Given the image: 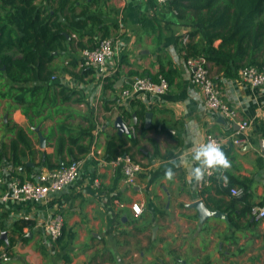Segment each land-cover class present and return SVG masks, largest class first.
Returning <instances> with one entry per match:
<instances>
[{
  "label": "crops",
  "instance_id": "obj_1",
  "mask_svg": "<svg viewBox=\"0 0 264 264\" xmlns=\"http://www.w3.org/2000/svg\"><path fill=\"white\" fill-rule=\"evenodd\" d=\"M36 3L59 9L61 0ZM168 4L160 7L155 0H69L58 11L67 43L65 51L55 53L51 81L78 91L76 102H67L63 113L33 125L12 101L0 99V196L10 189L13 180L32 181L39 171L52 169L49 165L60 162L62 158L55 156L53 142L48 140L59 122L93 127L91 150L78 161L81 170L72 185L44 204L0 199V212H8L9 231L18 220L34 224L24 231L29 234L27 243L15 237L9 251L0 247V264H129L131 259H137L131 264H264L263 260L250 263L253 251L243 246L254 241L263 246L264 254V219L256 221L247 211L250 206L264 207V88L252 89L242 83L240 75L228 78L217 64L207 62L224 100L237 110L240 119L251 122V128L248 144L223 149L230 167L219 169L199 189V183L190 175V165L181 164V158L190 160L193 146L209 135L229 137L238 127L209 111L202 93L192 85V70L186 63L192 56L183 50L187 44L183 39L188 36L189 42L192 27L179 21ZM96 19L101 24L92 31L79 35L69 28L74 20H87L91 26ZM104 27L106 38L115 42L107 76L103 79L96 71L84 76L80 66L63 71L73 60L79 63L84 49L94 48L105 38ZM200 42L199 36L192 39L193 45ZM220 43L218 40L214 46ZM160 75L168 80L169 92L133 98L124 104L129 105L131 118L123 119L119 111L123 105L119 102L121 92L136 77L156 80ZM118 117L135 133L120 135L115 127ZM36 128L47 140L45 149L40 147ZM111 140L126 141L127 155L142 164L143 171L135 184H127L121 167H114L107 159ZM46 155L51 156L49 161ZM168 169H172L171 178L166 175ZM96 179L99 187L94 184ZM240 181L251 182L248 203L231 194L232 189H242ZM198 201L211 211L222 212L224 218H209L201 228L198 210L193 207ZM134 203L143 207L141 216L133 213ZM58 212L64 217L65 229L55 243L40 228ZM140 239L146 242L142 248L135 245ZM155 239L166 243L162 246L166 255L159 263L150 255ZM190 248L198 249L196 258L190 257ZM169 252L178 253L180 258ZM257 254L258 250L254 256Z\"/></svg>",
  "mask_w": 264,
  "mask_h": 264
},
{
  "label": "trees",
  "instance_id": "obj_2",
  "mask_svg": "<svg viewBox=\"0 0 264 264\" xmlns=\"http://www.w3.org/2000/svg\"><path fill=\"white\" fill-rule=\"evenodd\" d=\"M36 1L0 0V99L12 101L33 125L44 123L53 114L63 113V105L76 102L74 96L78 92L51 81L55 74L51 67L55 53L65 51L64 43H67L58 11H62L69 0H61L59 9ZM168 5L169 9L176 11L179 21L192 27L189 42L183 48L189 54L187 56L214 62L228 78L238 77L244 68L264 65V0H169ZM98 24H101L98 19L93 20L91 26L87 20H74L69 28L80 35L82 31L94 30ZM103 31L104 37H108L106 27ZM198 36L201 42L193 45L192 39ZM218 40L221 43L215 47ZM200 44H203L201 48ZM70 67L77 68L79 63L73 60L63 71H69ZM80 69L84 76L95 71L87 67ZM71 74L81 78L75 72ZM119 111L123 119L131 118L129 105L120 106ZM261 131L264 136V121ZM48 140L53 142L55 156L62 158L49 167H62L61 162L67 166L90 152L93 127H73L61 121L57 131L49 133ZM85 141L88 144H84ZM23 142L29 145L27 140L23 139ZM126 146V141H109L107 159L112 161L119 155H127ZM30 153L33 155L31 149ZM45 157L47 161L51 158ZM238 185L243 189L239 196L241 201L248 203L251 182L240 181ZM251 209L252 206L247 211L251 212ZM7 217L8 212H0V247L9 251L16 242L15 237L22 243L29 241V234L24 231L34 224L29 220H18L9 231ZM4 232L6 237L2 236Z\"/></svg>",
  "mask_w": 264,
  "mask_h": 264
},
{
  "label": "built area",
  "instance_id": "obj_3",
  "mask_svg": "<svg viewBox=\"0 0 264 264\" xmlns=\"http://www.w3.org/2000/svg\"><path fill=\"white\" fill-rule=\"evenodd\" d=\"M155 2L162 7L167 5L169 0H155ZM183 42H188V36L184 37ZM114 56L115 42L110 38H104L94 48L82 51L79 66L93 68L104 79L107 76L108 64ZM186 63L192 70L191 83L202 93L206 108L211 112L221 114L238 127L236 133L229 137L209 135L203 142L212 140L222 150L228 145L241 147L248 144L250 142L248 131L251 128V122L247 119H240L237 110L224 100L221 87L209 74L207 60L203 57H191L186 60ZM239 75L242 83L250 88H264V65L244 68ZM169 89L170 85L164 75H160L156 80L146 76L136 77L130 87L121 92L119 102L124 105L133 98L143 95L162 96L167 94ZM131 132L135 133V130ZM111 164L114 167H121L129 185L135 184L137 176L143 171L142 164L129 155H119L111 161ZM80 170L81 163L75 161L67 166L39 171L32 181L23 182L20 179H15L12 181L10 189L5 191L0 199L3 202H23L36 205L47 203L51 196L72 185L78 179ZM218 170H206L203 179L198 182L199 189L207 185ZM94 184L99 187L100 181L96 179ZM231 194L241 196L243 190L232 189ZM131 209L136 216H141L143 213V207L138 203H134ZM250 214L256 221L263 220L264 207H252ZM40 229L49 241L56 243L64 233L63 215L60 212L54 214L41 225Z\"/></svg>",
  "mask_w": 264,
  "mask_h": 264
},
{
  "label": "clouds",
  "instance_id": "obj_4",
  "mask_svg": "<svg viewBox=\"0 0 264 264\" xmlns=\"http://www.w3.org/2000/svg\"><path fill=\"white\" fill-rule=\"evenodd\" d=\"M190 160L181 158L180 163L190 165V175L196 182H200L205 171L208 169H227L230 167V161L222 148L214 141L196 143L191 150ZM166 175L171 178L172 169L166 171ZM227 177H225V180Z\"/></svg>",
  "mask_w": 264,
  "mask_h": 264
},
{
  "label": "rangeland",
  "instance_id": "obj_5",
  "mask_svg": "<svg viewBox=\"0 0 264 264\" xmlns=\"http://www.w3.org/2000/svg\"><path fill=\"white\" fill-rule=\"evenodd\" d=\"M129 235V234H128ZM127 234L125 235V236H128ZM132 242H133V240H131L128 244H130V246H128L129 248H131V244H132ZM245 243H248V242H245ZM244 243V247L245 248H247L246 250H251V251H253L251 254H253V256L251 257V260H250V263L252 262V263H255L256 261L258 262V263H260V261H264V254L262 253V251H263V246L261 245V244H257L256 242H251V244L249 245V244H245ZM146 244V242H145V240H143V239H140V240H138L137 242H136V247L138 246V245H140L141 246V248H142V246L143 245H145ZM164 244H166V243H164V242H159L157 239H155V241H154V243L151 245V250H150V255L155 259L154 261L156 262V263H159L160 262V260L161 259H163L164 257H165V252H164V250L162 249V246L164 245ZM166 250V249H165ZM258 250V254H257V256H254V253H255V251H257ZM217 251V248H215L214 249V252H216ZM236 252H238V251H236ZM170 253V255H175V256H177L178 258H180V256L178 255V253H176V252H169ZM199 253H198V249H191L190 248V252H189V255H190V257H193V256H195V258L197 257V255H198ZM238 255H239V252H238V254H236V256L238 257ZM208 257H206V259H207ZM205 259V260H206ZM137 259H131L130 260V263L129 264H131V263H134L135 261H136Z\"/></svg>",
  "mask_w": 264,
  "mask_h": 264
},
{
  "label": "water",
  "instance_id": "obj_6",
  "mask_svg": "<svg viewBox=\"0 0 264 264\" xmlns=\"http://www.w3.org/2000/svg\"><path fill=\"white\" fill-rule=\"evenodd\" d=\"M115 127L118 129L119 134L120 135H130L131 131L129 126L123 121V119L121 117H118L116 119L115 122ZM38 132V137H39V143H40V147L42 149H45L47 146V140L46 138L42 135V133L39 132V128L35 129ZM262 144H264V141H262ZM26 166H32V164H26ZM61 166H63V162H61ZM23 169V168H22ZM194 208H196L198 210V216H199V220H200V227L202 228L203 223L206 222V220H208L209 218H224L225 214H223L222 212L219 211H211L209 210L202 201H198L196 203H194L193 205ZM3 237H6V233H2ZM182 264H186L185 262H182Z\"/></svg>",
  "mask_w": 264,
  "mask_h": 264
}]
</instances>
